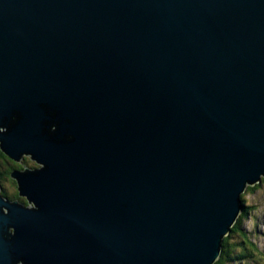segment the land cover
<instances>
[{"label":"water","instance_id":"water-1","mask_svg":"<svg viewBox=\"0 0 264 264\" xmlns=\"http://www.w3.org/2000/svg\"><path fill=\"white\" fill-rule=\"evenodd\" d=\"M0 151L38 165L0 264H215L264 177V0H0Z\"/></svg>","mask_w":264,"mask_h":264},{"label":"rangeland","instance_id":"rangeland-1","mask_svg":"<svg viewBox=\"0 0 264 264\" xmlns=\"http://www.w3.org/2000/svg\"><path fill=\"white\" fill-rule=\"evenodd\" d=\"M31 162L33 166L24 165L28 168L32 167L30 169L38 166L33 161ZM5 169V166L3 168L1 166V170ZM0 184L2 191L6 190L13 194L9 181ZM243 196L244 205L248 209H245L239 231L232 234L230 244L235 245L236 250L247 254L244 259L245 264H264V182L254 192L246 191Z\"/></svg>","mask_w":264,"mask_h":264},{"label":"trees","instance_id":"trees-1","mask_svg":"<svg viewBox=\"0 0 264 264\" xmlns=\"http://www.w3.org/2000/svg\"><path fill=\"white\" fill-rule=\"evenodd\" d=\"M24 160H25V163L26 164H29V165L33 166L32 162H31L32 160L29 159V157L28 158L25 157ZM5 161L8 162V163H10L11 166H12L13 162H15L12 159H10L9 157H7L6 155H4L0 151V164H1L2 168L4 166L6 167V170H1V166H0L1 182H8V181H10V178H11L10 177V174H11L12 170H14V169H20V170H22L24 168V165L23 164H22L23 166L22 165H18V164H13L12 167H10V168L7 169V166L4 163ZM263 182H264V177H262L260 183L254 185L253 187L248 186L247 192L248 191L249 192H254L255 189L258 186H260L261 183H263ZM1 193H2V195L5 198H7L9 200H12V201L18 200L19 202H21V203H23L25 205H28L26 199L20 197L18 190H17L16 194H10L6 190H3ZM243 195H242V201H243V204H244V200H243V197L244 196ZM245 209L247 210L248 208H246V206H245ZM244 212H245V210H244ZM244 212L241 215V217L238 220V222L232 228L231 234L228 237L225 238L224 243H223V248L224 249H223L222 255H221L220 259L215 264H245L246 261L244 259L247 257V254H245L244 252H241L239 250H236L235 245H231L230 244V239H231L232 234H236L239 231V229H240V225H241V222H242L243 217H244Z\"/></svg>","mask_w":264,"mask_h":264},{"label":"flooded vegetation","instance_id":"flooded-vegetation-1","mask_svg":"<svg viewBox=\"0 0 264 264\" xmlns=\"http://www.w3.org/2000/svg\"><path fill=\"white\" fill-rule=\"evenodd\" d=\"M4 163L6 164L7 169L10 168V167H12L13 164H18V165H22V164L24 165V164H26V163H25V160H23L22 163L13 162L12 166H11L10 163H8V162H6V161H5ZM23 165H22V166H23ZM36 166H37V165H36ZM24 167H27V166L24 165ZM30 168H32V167H30ZM33 168H34V169H35V168H38V166H37V167H33ZM5 170H6V169H5ZM0 179H1V177H0ZM9 182H10V184H11V186H12L13 194H16V192H17V184H16V182H15L14 180H12L11 178H10V181H9Z\"/></svg>","mask_w":264,"mask_h":264}]
</instances>
